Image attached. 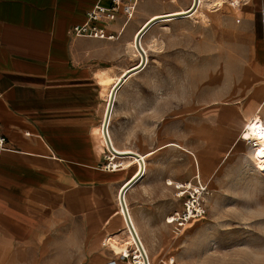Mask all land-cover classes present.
<instances>
[{
  "label": "crops",
  "instance_id": "obj_1",
  "mask_svg": "<svg viewBox=\"0 0 264 264\" xmlns=\"http://www.w3.org/2000/svg\"><path fill=\"white\" fill-rule=\"evenodd\" d=\"M99 1L0 0V264H128L107 243L125 234L118 193L136 166L124 177L123 169L131 167L123 161L132 156L113 153L114 167L106 166L108 151L96 130L113 84L98 75L121 78L139 63L133 45L139 30L149 20L186 12L194 0H138L133 16L120 11L96 23L113 38L72 35L71 28L84 24ZM211 1L202 0L187 16L155 21L141 38L148 60V45L162 29L206 17L204 7L217 17L228 0L220 7ZM242 17L251 28V71L262 75L264 0H244ZM143 69L130 74L117 95ZM131 123L127 118L120 126L111 119L109 135L117 150L139 153L122 142L123 132L131 136ZM194 183L180 182L179 188ZM135 218L140 235L142 229L156 236V248L149 246L153 264H167L164 255L174 246L165 215L148 206L143 220Z\"/></svg>",
  "mask_w": 264,
  "mask_h": 264
},
{
  "label": "rangeland",
  "instance_id": "obj_2",
  "mask_svg": "<svg viewBox=\"0 0 264 264\" xmlns=\"http://www.w3.org/2000/svg\"><path fill=\"white\" fill-rule=\"evenodd\" d=\"M243 3L238 10L226 1L217 17L204 7L206 17L162 29L148 45L143 71L114 101L113 122L122 126L132 119L131 136L123 132L122 142L142 152L155 150L146 177L128 198L141 220L148 206L165 215L174 246L164 255L167 264H264V152L240 138L253 112L264 110V84L257 85L264 71H251V28L242 17ZM133 168L123 169L124 177ZM194 179L193 188H199L198 180L206 184L204 216L168 219L183 212L189 198V191L178 195L184 191L180 182ZM140 232L150 257L156 236ZM118 256L139 264L132 251Z\"/></svg>",
  "mask_w": 264,
  "mask_h": 264
},
{
  "label": "bare ground",
  "instance_id": "obj_3",
  "mask_svg": "<svg viewBox=\"0 0 264 264\" xmlns=\"http://www.w3.org/2000/svg\"><path fill=\"white\" fill-rule=\"evenodd\" d=\"M200 3H202V0H200ZM222 4H223V0H216V1L212 0L210 2V5L214 6V7H220V6H222ZM133 45L136 48V43H134ZM147 60H148V58H147ZM106 73L107 72H104V73L100 72V74L98 75L100 80L105 81V80H108L109 78H111L109 76L110 74L108 75ZM118 80H120V78H118V77L115 78L114 81L112 82V84H113L112 87L110 86L111 88L108 89L109 90L108 91V101H109V98H110V95H111L112 88H113V86L115 85V83ZM116 98H117V93H116L114 101H116ZM216 99H217V97H216ZM114 107H115V104H114L112 112H111L110 123H111V119H112V116H113V113H114ZM263 109H264V107H263ZM216 119H217V117H216ZM108 130H109V128H108ZM96 132L102 137L103 143H104V145L107 148L106 139H105L104 132H103V123L99 126V128L96 130ZM240 138L243 141H248V140L251 141L253 143V145H255L261 152H264V110H262V108H258L256 111H254L253 114L251 115V117L245 122V124L243 125V127H242V129L240 131ZM112 144H113V142H112ZM170 144H174V143L170 142ZM114 146L115 145L113 144V147ZM114 149H116V148L114 147ZM117 151H119V150H117ZM119 152H121L122 154H128V153H131V152H134V151L131 150L130 148H126V149H124L122 151H119ZM154 153H155V150H150V151H146V152H142V151L139 150V154H140L141 158L144 160V173H143L142 177L137 180V183L134 186L130 187L126 191V193L124 195V199H125V202H126V206L128 208L130 219H131V221H132V223L134 225V228H135V230H136V232H137V234H138V236H139V238L141 240V243H142V245H143V247H144V249L146 251V254L148 256L149 264H151V259H150L149 255H148V251H147V249H146V247H145V245H144V243L142 241L141 235L139 233V226H138L137 220L135 218V213L131 209L128 196H129V193L132 191V189L146 177V175L148 173V157L151 156ZM191 158H192V156H191ZM123 164H124V167H126V168L127 167L136 166V169L133 172L132 176L130 178H128L121 185V187L124 184H126L132 177H134L135 175L138 174L139 168H140V159L135 157V156H132V158L124 160ZM167 181L169 183H172L171 179H168ZM198 185H199V188H194V189L200 190L201 187L207 189L205 187L206 185H204V184L199 183ZM121 187H120V189H121ZM178 187H182V184L179 185ZM188 189H191V187L188 188ZM119 192H120V190H119ZM118 204H119V207H120V212H121V214H123L124 219H125V236L124 237H116L115 236V237L109 238L107 244L109 245V247L111 248V250L115 254H119V255L121 254L122 255L125 252H129L130 253L132 251L134 253V255H135L136 260L138 259L142 264H145L143 255H142V253H141V251H140V249H139V247L137 245V242H136V240H135V238L133 236V233L131 232V230H130L128 224H127V221H126V218H125V215H124V211H123V208H122V205H121V202H120L119 193H118ZM169 219L175 220V219H172V217H170ZM138 260H137V262L139 263Z\"/></svg>",
  "mask_w": 264,
  "mask_h": 264
},
{
  "label": "built area",
  "instance_id": "obj_4",
  "mask_svg": "<svg viewBox=\"0 0 264 264\" xmlns=\"http://www.w3.org/2000/svg\"><path fill=\"white\" fill-rule=\"evenodd\" d=\"M228 1L230 2V5L232 7H239L241 5V2L244 0H228ZM137 4H138V0H109V5H105L103 4L102 0H100L87 13L86 22L84 24L73 26L70 32L74 36L113 38L114 36H107L105 29L103 27L98 26L96 23L105 22L107 20H112L114 19L116 14L120 11L123 12L127 16H133V14L136 12ZM199 4H200V0H199ZM140 60H141V54H140ZM3 141H4V138L0 140V142H3ZM106 144H107V141H106ZM107 151H108L107 153L108 163L106 166L114 167V165H112L111 163L113 154L110 151L108 144H107ZM184 191L186 192L189 191L188 192L189 198H188V201L185 203L184 211L175 212L171 216L172 219H175L174 221H189L191 219L203 217L205 214V207L203 205L202 198H203V194L206 191V189L202 187L200 188V190H197L194 188H191V189L184 188ZM181 195H183V193ZM170 261H171V264H174L173 260H170Z\"/></svg>",
  "mask_w": 264,
  "mask_h": 264
},
{
  "label": "water",
  "instance_id": "obj_5",
  "mask_svg": "<svg viewBox=\"0 0 264 264\" xmlns=\"http://www.w3.org/2000/svg\"><path fill=\"white\" fill-rule=\"evenodd\" d=\"M199 6V0H194L192 6L186 11V12H182L180 14H174V15H170V16H161L159 18H155V19H152V20H149L140 30L139 32L137 33L136 35V38H135V43H136V46L138 48V50L140 51L141 53V60L139 61V63H137L136 65L132 66L121 78L120 80H118L115 85L113 86L112 88V91H111V95H110V98H109V101H108V106H107V111H106V116H105V120L103 122V132H104V136H105V139L107 141V144H108V147L110 149V151L115 154V155H118V156H126V155H131V156H135L137 158L140 159V168H139V172L137 175H135L134 177H132L126 184H124L122 186V188L120 189V192H119V198H120V202H121V205H122V208H123V211H124V215H125V218H126V221H127V224L131 230V232L133 233V236L137 242V245L143 255V258H144V262L145 264H149V261H148V256L146 254V251L141 243V240L134 228V225L130 219V215H129V212H128V208L126 206V202H125V199H124V195L126 193V191L138 180L142 177L143 173H144V160L141 158L140 154L137 153V152H131V153H128V154H122L121 152L117 151L116 149H114L113 147V144H112V141H111V138L109 136V132H108V127H109V123H110V116H111V112H112V109H113V106H114V100H115V96H116V93L117 91L119 90V88L122 86V84L125 82V80L128 78V76L130 74H132L133 72L135 71H138V70H141L143 68H145L146 64H147V55H146V52L145 50L142 48L141 46V38L142 36L144 35V33L148 30V28L155 22L157 21L158 19H162V18H169V17H181V16H187L189 15L190 13L194 12Z\"/></svg>",
  "mask_w": 264,
  "mask_h": 264
}]
</instances>
